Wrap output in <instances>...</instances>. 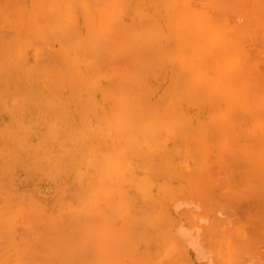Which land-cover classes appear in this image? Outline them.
I'll return each mask as SVG.
<instances>
[{"label":"bare ground","instance_id":"6f19581e","mask_svg":"<svg viewBox=\"0 0 264 264\" xmlns=\"http://www.w3.org/2000/svg\"><path fill=\"white\" fill-rule=\"evenodd\" d=\"M0 26V264H264V0H0Z\"/></svg>","mask_w":264,"mask_h":264},{"label":"rangeland","instance_id":"374dc122","mask_svg":"<svg viewBox=\"0 0 264 264\" xmlns=\"http://www.w3.org/2000/svg\"><path fill=\"white\" fill-rule=\"evenodd\" d=\"M1 26H0V33H1ZM20 212V208L19 205L17 203H14L11 206V213L13 215V221L16 224L15 228H16V235H18V237L21 239L22 241V246L27 249V250H37L36 246H37V239H35L32 235L33 229L24 222V220L20 217L19 215ZM186 232H190V234L193 236V234H195V229H186ZM10 233H14L12 231H10ZM197 246L200 248H206L207 244L204 240H202L201 238L198 239L197 241ZM87 254V252L85 251H77L76 255L77 258H80L85 256ZM35 255V254H34ZM37 263L36 264H40L41 259L40 258H36Z\"/></svg>","mask_w":264,"mask_h":264}]
</instances>
